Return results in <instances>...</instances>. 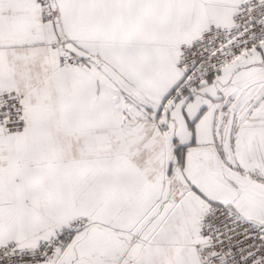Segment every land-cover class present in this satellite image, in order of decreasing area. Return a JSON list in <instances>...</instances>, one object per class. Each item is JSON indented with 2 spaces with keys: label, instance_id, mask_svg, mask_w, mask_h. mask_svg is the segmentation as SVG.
I'll return each mask as SVG.
<instances>
[{
  "label": "snow or ice",
  "instance_id": "snow-or-ice-1",
  "mask_svg": "<svg viewBox=\"0 0 264 264\" xmlns=\"http://www.w3.org/2000/svg\"><path fill=\"white\" fill-rule=\"evenodd\" d=\"M0 264H264V0H0Z\"/></svg>",
  "mask_w": 264,
  "mask_h": 264
}]
</instances>
